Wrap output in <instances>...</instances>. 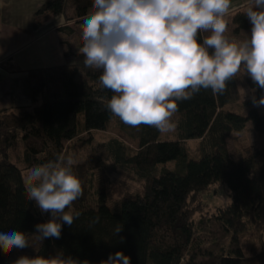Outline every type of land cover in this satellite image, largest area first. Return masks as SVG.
Returning a JSON list of instances; mask_svg holds the SVG:
<instances>
[{"label": "trees", "instance_id": "trees-1", "mask_svg": "<svg viewBox=\"0 0 264 264\" xmlns=\"http://www.w3.org/2000/svg\"><path fill=\"white\" fill-rule=\"evenodd\" d=\"M92 5L93 0H45L33 26L61 16L83 30ZM244 12L230 20L234 34L249 26ZM62 32L74 34L67 26ZM81 47L82 38L78 44L67 41L61 65L27 72L28 107L0 110V232L15 227L29 239L23 249L0 247V264H15L17 253L35 260L61 252L79 264H101L117 251L131 264H264V107H255L250 96L242 98L234 78L223 94L201 89L178 102L174 138L162 141L155 127L125 125L106 109L113 93L99 83L102 70L85 66ZM4 68L16 70L7 63ZM243 84L251 95V79ZM255 95H261L258 88ZM112 120L137 147L111 138L93 148L90 161L75 163L83 195L72 208L81 215L71 227H62L59 239L41 242L34 226L46 221L28 200L27 169L67 155V145L76 138L90 144L93 132L105 131ZM247 123L255 135L252 146L241 139ZM190 141H198L195 157L188 156ZM170 161L175 162L171 169L165 167ZM109 174L135 178L142 188L125 190L113 201ZM95 181L101 185L94 188ZM218 185L230 201L207 214L203 196L211 198ZM117 226L123 228L115 235Z\"/></svg>", "mask_w": 264, "mask_h": 264}, {"label": "clouds", "instance_id": "clouds-1", "mask_svg": "<svg viewBox=\"0 0 264 264\" xmlns=\"http://www.w3.org/2000/svg\"><path fill=\"white\" fill-rule=\"evenodd\" d=\"M232 0H93L83 20L82 47L86 67L102 70L99 83L113 95L106 109L131 127L147 125L161 133L174 132L178 102L201 89L223 94L227 82L247 75L254 87L250 99L264 107V0H250L245 8L251 29L246 38L230 41L225 33ZM200 33H207L199 39ZM199 40V42H198ZM261 92L257 99L256 89ZM248 95L243 90V97ZM71 155L27 169V197L50 219L36 224L35 235L59 239L81 212L72 208L83 195L73 172ZM96 217L94 222H98ZM117 226L115 235L122 231ZM123 240V237L120 238ZM0 247H29L28 235L15 227L0 232ZM22 264H79L61 252L51 259ZM101 264H131L122 251Z\"/></svg>", "mask_w": 264, "mask_h": 264}, {"label": "crops", "instance_id": "crops-1", "mask_svg": "<svg viewBox=\"0 0 264 264\" xmlns=\"http://www.w3.org/2000/svg\"><path fill=\"white\" fill-rule=\"evenodd\" d=\"M238 1L232 0L225 21L231 20L236 12H244L250 2ZM44 2L0 0V110H14L30 105L29 70L63 63L64 44L74 34L67 37L62 29L67 26L75 32V26L72 23L66 24L61 16H56L35 28L33 16ZM6 63L12 64L16 70L7 71L4 68ZM261 241L264 245V232Z\"/></svg>", "mask_w": 264, "mask_h": 264}, {"label": "rangeland", "instance_id": "rangeland-1", "mask_svg": "<svg viewBox=\"0 0 264 264\" xmlns=\"http://www.w3.org/2000/svg\"><path fill=\"white\" fill-rule=\"evenodd\" d=\"M240 2V0L238 1ZM227 22V32L225 33V35L227 36V38L230 41H240L246 38V34L250 33V29H251V24L248 20V28L242 31H239L237 34H234L233 30H234V26L231 24L230 20L226 21ZM74 25V24H73ZM75 26V25H74ZM74 35L71 37V39L69 40L71 43L73 44H78L79 40L82 38V30L77 28L76 26L74 27ZM203 37L207 35V33H202ZM248 77L247 75H238L236 77V81H237V90L240 94V96L243 98V90L248 93L249 91L246 89V87L244 86L243 82L244 79ZM249 93L246 96L247 98L249 97ZM172 120L174 122H176V114L173 115ZM78 121L80 122V126L83 123V119L82 116L80 115L78 117ZM159 140L162 141H166V140H172L174 138V132H170V133H159ZM111 138H115L121 142H123L126 146H128L129 148H131L132 150H134L137 147V141L132 140L131 138L127 137L123 132H121L116 126L114 121H110L107 124V128L105 131H96L93 132V139L92 142L90 144H84L82 141H80L79 138L74 139L73 142H71L70 144L67 145V155H71L73 156V158L75 159L76 163H85L90 161L93 156H94V151L93 148L102 142H106L107 140L111 139ZM244 140V142H246L247 145L253 144L255 142V135L251 129V125L249 123H247V129H245L243 131L242 134V138ZM228 148L229 150H234L233 149V144L232 141L230 139H228ZM188 156L189 157H195L198 154V141H190L188 142ZM174 161H170L167 162L165 167L171 169L174 166ZM132 174H134L132 171H130ZM135 176V175H134ZM108 178L110 180V185H111V189H113L112 191L115 193V195L113 196V201H116L120 198V195L123 192H130V193H135L137 191H140L142 188V184L140 183V181H138L137 179H129L126 178L125 176H121L119 174H109ZM100 180V179H98ZM100 184L98 181L94 182V188L97 187V185ZM92 188V187H91ZM93 190V189H91ZM126 190V191H125ZM207 197V198H205ZM92 195L89 194V201L92 202ZM203 198H205V201L207 203L206 209L204 208V210L206 212H208L207 214H210L214 208V206H225L229 203V198L227 196L226 191L221 187V186H216L214 191H213V195L210 198L209 194L203 196ZM109 206V204H108ZM110 207V206H109ZM39 210V209H38ZM40 212V210H39ZM203 213V212H202ZM40 215L44 218L45 221H48L50 219V214L49 213H41ZM198 216L200 214H197ZM196 215V216H197ZM197 218V217H195ZM25 259H28V256L26 254L23 253H17L13 256V261L15 262V264H22V261H24Z\"/></svg>", "mask_w": 264, "mask_h": 264}]
</instances>
